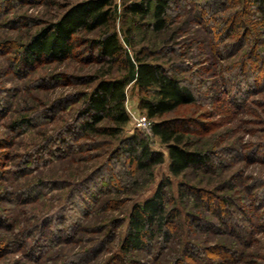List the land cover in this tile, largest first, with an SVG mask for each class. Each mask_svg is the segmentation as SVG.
Instances as JSON below:
<instances>
[{"label":"rangeland","instance_id":"rangeland-1","mask_svg":"<svg viewBox=\"0 0 264 264\" xmlns=\"http://www.w3.org/2000/svg\"><path fill=\"white\" fill-rule=\"evenodd\" d=\"M88 1L0 0V264H35L37 255H26L22 246L8 242H17L16 233L48 213L59 218L72 211L71 197L78 200L86 191L80 186L83 180L100 171L98 178L107 179L112 170L117 184L101 195L99 205L111 199L112 207L101 212L98 206L79 242L43 256L42 264H62L81 251L83 240L107 234L109 222L115 221V238L107 239L89 263L110 264L132 208L153 198L161 184L170 201L168 211H181L185 245L204 251L211 264H264V12L249 0H173L166 29L157 34L151 17L125 14L126 6L145 0H113L114 30L124 49L141 57L151 54L149 62L178 72L197 102L150 121L140 109L139 90L129 85L124 106L130 122L122 133L76 134L74 148L68 149L65 141L83 121L85 96L100 82L122 77L126 68L97 59L91 42L101 31L75 35L73 53L66 59L44 56L30 65L24 52L70 8ZM126 36L131 46L125 45ZM137 117L146 118L148 130L138 126ZM167 120L185 135L190 150H208L209 168L172 175L167 147L151 131L154 122ZM113 126L106 119L100 128ZM137 134L147 139L150 151L164 156L152 175L128 167L125 159L121 167L107 164L122 140ZM41 184L46 189L38 193ZM27 188L32 192L25 199L19 192ZM183 191L193 197L182 198ZM193 218L205 224L198 227ZM92 230L100 234L89 236ZM141 257L129 256L128 261Z\"/></svg>","mask_w":264,"mask_h":264},{"label":"trees","instance_id":"trees-1","mask_svg":"<svg viewBox=\"0 0 264 264\" xmlns=\"http://www.w3.org/2000/svg\"><path fill=\"white\" fill-rule=\"evenodd\" d=\"M249 1L255 9L264 12V0ZM172 2L173 0L135 1L125 7V14L140 20L151 17L152 29L160 34L166 29L168 11ZM116 15L117 6L113 0H89L74 5L57 23L43 30L25 47L26 63L30 65L44 56L55 60L66 59L73 53L75 35L101 31L100 38L91 42L96 46L97 59L109 64H123L126 68V73L122 77L100 82L90 95L85 96L83 121L71 131L73 133L70 135L71 141H65L68 149L74 148L76 136L81 133L82 138L83 136L85 138L117 137L122 133L123 128L130 122L124 106L126 89L129 85L139 90L140 109L146 113L150 121L197 102L195 93L180 79L178 72L171 68L167 69L158 62H149L151 54L141 57V53L137 51L130 54L124 49L118 38L119 34L114 30L113 20ZM124 43L131 46L128 36L124 38ZM92 79L95 81L98 78L92 77ZM106 119L114 126L100 128ZM151 131L167 147L173 176H181L190 169L210 167L211 158L208 150L200 148L196 151L190 150L189 142L174 122L168 120L154 122ZM108 159L107 164L111 162L120 167L125 159L128 167L134 166L136 170L148 172L149 175H152L154 167L164 162V156L150 151L147 139L139 134L122 140L121 145ZM112 172H108L107 179L98 178L99 174L96 178L90 176L84 179L80 186L86 191L79 193L78 200L71 197L72 211L64 213L59 218L53 213H48V216L39 220L36 225L26 226L16 234L14 232L15 237H18L17 242H14L16 240L14 239L8 242V246L14 245L13 243L22 246L26 255H37L34 258L35 264H42L43 261L40 259L43 256H49L58 252L59 248L78 243V235L84 230L85 222L99 213V209L102 212L106 207L107 209L112 207L109 206L111 199L106 200L103 207L99 206L104 201L101 195L110 193L112 187L117 184L114 171ZM164 186L163 184L159 186L153 198L132 208L126 235L118 253L113 254L110 264H160V261L163 262L162 264H211L204 257V251H198L193 244L185 245L182 240L184 222L181 211L178 208L168 211L170 201L167 194H164ZM37 187L38 193L46 189L45 184ZM31 192L32 190L27 188L20 190L19 193L27 199ZM181 196L184 199L193 197L186 191H183ZM197 201L199 202V199ZM197 206L200 207V203ZM205 221L199 218L192 219L198 227L203 226ZM115 224V221L109 222V231L100 235L102 238H95L93 241L88 238L83 240L84 247L81 251L63 259L62 264L92 262L96 254L103 250L102 247L108 242L107 239L115 238L117 232L112 228ZM206 225L212 226L211 223ZM106 227V225L101 226L102 232L108 230ZM9 230L11 229L7 226V231ZM238 231L241 232L239 229ZM98 233L100 234L98 230H92L87 234L90 236ZM138 255L142 256L140 260L128 261L129 256ZM56 262L53 264H58Z\"/></svg>","mask_w":264,"mask_h":264},{"label":"built area","instance_id":"built-area-1","mask_svg":"<svg viewBox=\"0 0 264 264\" xmlns=\"http://www.w3.org/2000/svg\"><path fill=\"white\" fill-rule=\"evenodd\" d=\"M138 122V126H140V128L144 129V130H148L147 129V122L145 117H137V119L135 120Z\"/></svg>","mask_w":264,"mask_h":264}]
</instances>
